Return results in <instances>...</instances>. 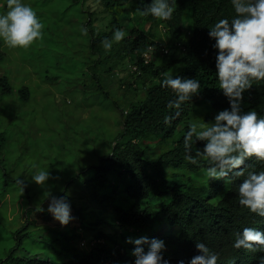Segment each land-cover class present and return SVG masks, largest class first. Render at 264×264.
Here are the masks:
<instances>
[{"label":"trees","instance_id":"1","mask_svg":"<svg viewBox=\"0 0 264 264\" xmlns=\"http://www.w3.org/2000/svg\"><path fill=\"white\" fill-rule=\"evenodd\" d=\"M38 1L41 8L37 13L40 18L48 17L43 20L49 23V33L75 34L85 39L84 49L79 50L87 53L84 69L90 77L84 86L94 88L108 108H121L123 128L105 140L109 153H95L98 163L73 176L66 187L61 185L57 192L38 190L34 194L47 195V191L53 196L66 197L69 202L66 190L76 182L81 190L87 189L93 202L114 209L120 233L100 232L89 250H84L77 243L79 234L70 233L64 242L54 239L50 245L27 225L13 233L14 246L0 264H134V245L127 241L141 237L163 240V255L171 264L181 259L187 262L199 254L196 242L205 243L218 254L217 264H258L259 256L264 253L236 249L233 243L236 234L245 227L264 231V217L243 208L238 200L239 184L249 171H264V162L255 158L246 160L245 176L233 177L231 182L226 183L223 178L208 180L203 172L207 162H188L183 147L191 123L214 122L220 111L230 108L215 75L217 50L208 29L219 19L231 20L235 16L230 0H176L172 18L164 22L142 16L138 11L151 0H100L111 16L104 31L96 29L94 15L85 11L88 0ZM0 4V12L6 11V0H0ZM129 7L150 25L148 31L131 22ZM54 16L56 23L51 27ZM82 26L88 29L86 36L81 35ZM117 27L126 28L127 36L106 52L101 41L111 37ZM1 48L0 43V53ZM146 54L150 58L147 62ZM127 60L133 63L138 82L143 83V92L137 93L135 102H125L127 97L122 101L114 97L108 91L113 81L106 82ZM164 74L195 78L200 82V92L179 108L169 107V101L175 96L171 89L160 86ZM149 78L158 82L146 84ZM122 86L128 93L134 83L124 82ZM13 89L7 75L0 77V100L13 96L16 93ZM15 97L27 104L30 89L21 88ZM241 110L245 113L255 110L264 116V81L254 83L243 93ZM8 144V137L0 133V149ZM196 148L202 151L204 142L196 141L193 153ZM6 194L5 190L2 195ZM34 194L26 191L27 206L31 208L44 204L32 201ZM120 198L126 201V206L115 203ZM84 212L83 207L76 208L83 226L96 230L100 222L88 220ZM62 232L65 234L67 230Z\"/></svg>","mask_w":264,"mask_h":264},{"label":"rangeland","instance_id":"2","mask_svg":"<svg viewBox=\"0 0 264 264\" xmlns=\"http://www.w3.org/2000/svg\"><path fill=\"white\" fill-rule=\"evenodd\" d=\"M25 2L36 11L41 8L38 0ZM84 9L94 15V25L98 31L107 29L111 16L100 0H88ZM128 11L131 22L141 30L148 31L150 25L144 23L130 7ZM44 18L46 20L48 17ZM44 18H41L44 23L43 38L32 46L12 49L0 42V77L7 75L10 78L14 93L26 86L31 95L27 104L15 97L16 93L0 100V133H5L9 143L0 149V260L14 246L13 233L27 225L30 231L38 233L50 245L54 239L64 242V237L70 233L79 234L77 243L84 250H89L100 232L120 233L114 209L93 202L87 189L81 190L76 182L66 190L73 217L66 226H61L47 211L50 197L34 194L38 190H41L40 193L45 190L57 192L61 185L66 187L73 176L98 163L95 153H109L105 140L123 128L121 108H108L94 88L84 86L90 77L84 69V62L88 61L87 53L79 50L83 48L85 39L75 34L63 36L49 33L50 26ZM55 23L54 16L51 27ZM161 31L160 36L163 37ZM134 68L131 60H127L106 81H113L108 91L120 101L127 97L125 102H135L137 93L143 92V83L138 82ZM124 82L134 83L128 93L122 86ZM149 82L158 81L149 78L145 83ZM36 168L49 169L51 176L44 188L31 180ZM19 178L23 181V190L18 182H14ZM5 190L7 194L3 196ZM26 191L34 194L32 201H42L44 204L35 208L27 206ZM115 203L126 206L122 198ZM78 207L85 209L84 215L88 220L100 222L96 230L83 226L84 222L76 215ZM63 230H67V233L64 234Z\"/></svg>","mask_w":264,"mask_h":264},{"label":"clouds","instance_id":"3","mask_svg":"<svg viewBox=\"0 0 264 264\" xmlns=\"http://www.w3.org/2000/svg\"><path fill=\"white\" fill-rule=\"evenodd\" d=\"M235 16L229 20L219 19L209 29V37L214 39L216 55V78L219 89L227 97L230 108L220 111L214 122L191 123L184 137L185 159L197 164L206 161L203 169L208 180L245 176V162L255 158L264 162V116L257 111L242 112L243 93L259 81H264V0H230ZM176 0H151L150 4L138 9L142 16H151L161 22L172 18ZM81 35L88 29L81 27ZM44 23L37 11L25 0H6V11L0 12V42L12 49H26L43 38ZM127 36L126 31L115 28L111 37L101 41L104 50L110 51L114 43H120ZM162 88L171 89L175 99L169 107L179 108L189 102L200 91V82L195 78H182L179 75L164 74L160 81ZM203 141L201 151L193 144ZM49 169L36 168L31 180L44 188L50 179ZM18 183L22 186L23 181ZM47 211L52 217L66 226L72 220L71 205L66 197L49 198ZM239 205L264 217V171H249L238 187ZM134 245V264H171L163 255V240L147 237L129 238ZM199 254L189 261L179 260L177 264H217L218 254L211 251L203 242H196ZM233 247L250 252L264 253V231L245 227L236 234ZM258 264H264V255L259 256Z\"/></svg>","mask_w":264,"mask_h":264},{"label":"built area","instance_id":"4","mask_svg":"<svg viewBox=\"0 0 264 264\" xmlns=\"http://www.w3.org/2000/svg\"><path fill=\"white\" fill-rule=\"evenodd\" d=\"M145 56H146V62L149 61V59H150V58H149V55L146 54Z\"/></svg>","mask_w":264,"mask_h":264}]
</instances>
